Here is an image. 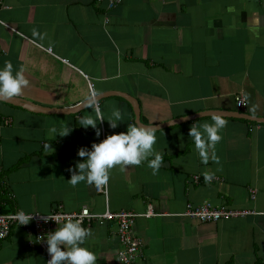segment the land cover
Wrapping results in <instances>:
<instances>
[{
    "label": "crops",
    "instance_id": "obj_1",
    "mask_svg": "<svg viewBox=\"0 0 264 264\" xmlns=\"http://www.w3.org/2000/svg\"><path fill=\"white\" fill-rule=\"evenodd\" d=\"M7 60L23 65L31 81L23 98L67 108L100 92L105 117L116 102L125 120L113 129L105 118L97 137L78 124L94 114L87 105L44 113L0 101L2 209L135 211L144 249L133 264H264V122L247 118L264 117V0H123L110 10L97 0H0V66ZM115 92L137 98L148 125L206 110L242 116L224 115L228 124L215 146L219 164L204 163L189 135L192 124L212 121L202 115L157 129L155 147L163 154L157 175L147 161L125 171L117 165L108 194L86 182L74 187L69 168L83 159L78 149L136 123L131 101ZM240 95L246 98L241 110ZM65 121L70 134L49 138ZM45 140L55 152L45 153ZM205 171L221 180L207 182ZM207 202L253 212L209 222L184 215L190 205ZM149 206L158 214L145 216ZM89 227L93 237L86 243L98 264H124L117 224ZM33 239L31 230L15 226L0 241V264H45Z\"/></svg>",
    "mask_w": 264,
    "mask_h": 264
},
{
    "label": "clouds",
    "instance_id": "obj_2",
    "mask_svg": "<svg viewBox=\"0 0 264 264\" xmlns=\"http://www.w3.org/2000/svg\"><path fill=\"white\" fill-rule=\"evenodd\" d=\"M33 34L43 39L38 29H33ZM30 85L31 81L23 65L17 68L11 60H7L3 66H0V101L11 100L23 95ZM100 96V92H92L86 97L82 105L93 109L94 114L89 113L78 118V124L85 128L91 126L95 129L97 137L103 131L99 125L106 118L99 104ZM187 118L186 116L185 119ZM106 119L109 127L115 129L121 121L125 120L124 110L114 102L111 113ZM168 121L172 123L171 120ZM227 124L228 120L223 112L215 111L211 122L205 121L202 124L191 125L189 135L194 139L195 148L204 163L211 159L219 164L221 157L216 152L215 146L223 139L221 130ZM157 128L155 121L150 125L128 124L126 131L107 134L102 140L93 141L91 147L81 146L77 154L83 159L77 160L74 166H70L71 177L68 182L74 187L80 182H86L88 185H107L111 170L115 166L119 165L120 170L125 171L128 166L141 165L145 161L152 169V174L157 175L163 165V154L155 147L158 139ZM49 131V138H54L57 134L68 135L72 131V126L65 121L61 127L53 126ZM43 147L46 149L45 153L55 152V147L48 140L44 141ZM214 174L213 171H205V180L211 182ZM34 213L37 212L20 208L13 213V218L17 225L27 224L34 218ZM45 213L47 215L42 216L45 222L55 220L58 225L55 230L48 232L46 237H37L41 241L46 240L48 245L50 259L47 264H98L96 251L86 243L93 237V230L91 227L84 226L82 217L73 214ZM120 256L126 264L124 258L127 253L121 252Z\"/></svg>",
    "mask_w": 264,
    "mask_h": 264
},
{
    "label": "built area",
    "instance_id": "obj_3",
    "mask_svg": "<svg viewBox=\"0 0 264 264\" xmlns=\"http://www.w3.org/2000/svg\"><path fill=\"white\" fill-rule=\"evenodd\" d=\"M98 3L105 4L106 9L110 10L123 2V0H97ZM238 109H244L246 107V98L243 95L237 97L236 102ZM8 123V121H7ZM201 180L200 175L196 174L193 177V182H199ZM219 181L221 177L214 176L212 181ZM208 182V181H207ZM109 184V182H108ZM108 184L100 185L96 187L97 192L108 194ZM4 203V202H2ZM0 207V241L6 240L10 237L12 233V229L17 226V222L13 218V213H15L19 209L9 210L6 212H2ZM34 213V218L27 224H19L20 226L26 227L31 230L34 234V239L31 241V244H38L45 252L46 263L50 259V253L48 252V245L45 241H41L37 239V237L45 236L50 231L53 230L55 226H57V222L55 220H49L45 222L42 219V216L47 215L45 212ZM252 210H238L234 209L228 205H220L216 206L210 202L192 206L190 205L188 210L184 213L192 218L199 219L204 222L209 221H219L224 218H233L245 216L248 213H252ZM49 213L64 215V214H73L75 216L82 217V221L85 227L91 226L94 222H115L117 224L118 237L122 244L121 249L118 252V260L121 263L122 261L120 253L125 252L127 256L124 258L126 264H133L136 260L141 256L144 249L143 240L136 234L135 232V223L136 218L139 215L135 211L132 210H118L114 211L110 208H107L105 212H94L88 206H83L78 211H69L64 209L62 206H56ZM158 212L155 211L153 206H149L147 212L144 214L145 216L157 215Z\"/></svg>",
    "mask_w": 264,
    "mask_h": 264
},
{
    "label": "water",
    "instance_id": "obj_4",
    "mask_svg": "<svg viewBox=\"0 0 264 264\" xmlns=\"http://www.w3.org/2000/svg\"><path fill=\"white\" fill-rule=\"evenodd\" d=\"M111 93H113V92L111 91ZM116 93L127 97L131 101V103L133 104V107H134L135 115H136V123L144 124L141 121V106H140L139 100L137 98H135L134 96H131L130 94H126L124 92H115L114 94H116ZM4 102L11 103V104L16 105V106H20V107L26 108V109L31 110V111L44 112V113L77 112L81 108L86 106V105H82V102H80L79 104H76L74 106L67 107V108L48 107V106H44V105L38 104V103H36V102H34L32 100H28L26 98H23L22 96L15 97V98H12L11 100H6ZM215 111H222L224 115H229V116H242V112L241 111L233 112V111H228V110H206L204 112H201L200 115H197V114L188 115L187 119H185L186 116L180 117V118H175V119L171 120L172 123H169V121H167V122H164V123L157 124V126H158V128H163V127L175 124V123H180V122H183V121H187V120L195 118L197 116L213 115ZM247 118H250L252 120H257V121L264 122V117L248 116ZM145 125H148V124H145Z\"/></svg>",
    "mask_w": 264,
    "mask_h": 264
},
{
    "label": "trees",
    "instance_id": "obj_5",
    "mask_svg": "<svg viewBox=\"0 0 264 264\" xmlns=\"http://www.w3.org/2000/svg\"><path fill=\"white\" fill-rule=\"evenodd\" d=\"M1 211H2V212H6V210H5V209H2ZM7 211H8V210H7Z\"/></svg>",
    "mask_w": 264,
    "mask_h": 264
},
{
    "label": "rangeland",
    "instance_id": "obj_6",
    "mask_svg": "<svg viewBox=\"0 0 264 264\" xmlns=\"http://www.w3.org/2000/svg\"><path fill=\"white\" fill-rule=\"evenodd\" d=\"M1 201H3V200H1ZM1 201H0V202H1Z\"/></svg>",
    "mask_w": 264,
    "mask_h": 264
}]
</instances>
